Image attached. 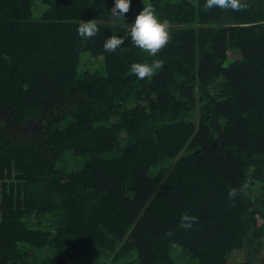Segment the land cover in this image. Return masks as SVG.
Returning <instances> with one entry per match:
<instances>
[{"label": "trees", "instance_id": "obj_1", "mask_svg": "<svg viewBox=\"0 0 264 264\" xmlns=\"http://www.w3.org/2000/svg\"><path fill=\"white\" fill-rule=\"evenodd\" d=\"M242 2L0 0V264H264V0ZM145 5L155 57L128 38Z\"/></svg>", "mask_w": 264, "mask_h": 264}, {"label": "clouds", "instance_id": "obj_2", "mask_svg": "<svg viewBox=\"0 0 264 264\" xmlns=\"http://www.w3.org/2000/svg\"><path fill=\"white\" fill-rule=\"evenodd\" d=\"M199 7V5H197ZM247 7L242 0H205L202 10L207 12L213 8L222 10L241 11ZM130 10V0H114V6L109 10L113 17L123 19L125 14ZM167 21H161L155 9L151 5H145L143 9L135 17L134 22L130 25L129 36L131 43L142 52L147 53L149 57H155L164 49L171 38ZM99 32L97 22L92 19L81 21L77 28V34L83 40H88L96 36ZM125 37L112 35L107 37L103 48L105 52L112 53L124 44ZM164 66V62L160 59H155L151 63H133L130 66V72L137 79H151ZM248 187L246 180L239 189L231 188L228 191L229 199H234L238 193L244 192ZM198 220L197 217L191 216L188 213L182 214L181 226L190 229ZM171 235V233H168Z\"/></svg>", "mask_w": 264, "mask_h": 264}]
</instances>
